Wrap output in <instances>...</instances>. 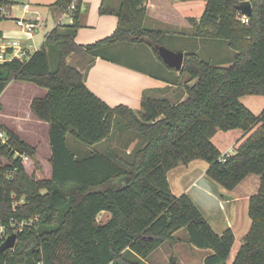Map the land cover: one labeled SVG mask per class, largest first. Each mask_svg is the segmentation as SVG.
Segmentation results:
<instances>
[{
  "label": "trees",
  "instance_id": "1",
  "mask_svg": "<svg viewBox=\"0 0 264 264\" xmlns=\"http://www.w3.org/2000/svg\"><path fill=\"white\" fill-rule=\"evenodd\" d=\"M143 1L120 0L113 8L102 0L99 12H115L118 24L109 36L81 45L74 40L81 6L75 0L71 23L57 24L28 59L0 63V93L11 80L47 89L30 108L49 125L51 152L50 177L35 179L25 172L21 158L33 157L35 147L5 130L8 140L0 143V223L32 222L15 232L16 243L0 252V264H109L124 259L127 248L145 258L181 228L190 244L210 250L203 264H227L234 241L231 229L216 233L191 199L175 196L167 181L169 169L197 158L208 162L206 174L228 190L248 174L259 175V189L249 199L251 226L232 264H264V109L255 115L239 101L245 94L264 96V0H250L247 23L236 8L241 0H206L200 18L189 19L195 36L224 39L235 55L228 66H216L195 52L185 53L181 71L195 82L186 87L183 100L143 97L136 111L111 107L88 89L67 56L96 54L110 44L130 42L148 44L161 60L155 45L162 32L144 25ZM69 4L55 0L63 10ZM53 51L54 69L49 59ZM117 118L124 129L145 138L134 147L130 161L115 152L110 157L100 152L78 157L68 147V136L86 145L108 139ZM257 124L222 161L212 135L232 128L249 131ZM101 211L111 215L105 223L96 220Z\"/></svg>",
  "mask_w": 264,
  "mask_h": 264
},
{
  "label": "crops",
  "instance_id": "2",
  "mask_svg": "<svg viewBox=\"0 0 264 264\" xmlns=\"http://www.w3.org/2000/svg\"><path fill=\"white\" fill-rule=\"evenodd\" d=\"M107 1L113 8H117L120 2ZM101 3L102 0H81L80 27L74 37L77 44L94 43L115 30L118 16L115 12L101 14L99 12ZM7 4V7H3V17L0 20V42L17 41L18 59L21 60L28 59L40 47L33 45L35 37H39L40 42L57 24L72 22V18L64 20L66 19L64 10L55 5V0H7ZM143 5L146 9L144 25L150 29L160 30L161 39L172 41L171 50H180L184 54L195 52L216 66H228L232 62L235 50L229 46L228 41L194 35L195 27L189 19L200 18L206 0H144ZM4 8L7 9L6 12ZM13 10L20 12V15L14 14ZM43 10H51L55 15V23L45 35L46 31L41 34L38 32V26L44 21L39 12ZM19 21H30L35 24L30 34L25 32ZM139 44L144 46L138 47ZM101 52L106 54L102 55ZM101 52L71 53L67 56V63L77 68L83 74L88 89L111 107L125 105L136 111L140 109L143 97L165 98L176 103L185 98L186 87L195 82L187 73L184 74L181 70L164 64L146 43L117 42L104 47ZM12 94L16 102L24 100L21 104L24 105L25 112L17 105L13 108L9 106L7 98ZM46 94V88L32 82L9 81L0 93V128L4 131L11 130L37 150L41 141H33L32 145L28 138L32 133L39 136L37 130L45 121L35 116L30 104L33 99L42 98ZM239 101L255 115H259L264 109V96L261 94L241 95ZM46 124L49 130L48 123ZM258 125L249 131L241 128L217 130L212 135L211 142L221 154H231ZM113 132L114 128L111 136L100 143L111 141ZM45 142L49 150L48 139ZM35 155L38 156V152H35ZM50 155L49 151L47 162L51 175ZM208 166V162L200 158L193 159L187 164L176 165L167 171V181L175 196L186 194L191 199L216 233L231 229L234 241L227 264H232L243 237L251 226L248 214L249 199L257 193L260 177L257 174H248L233 189L228 190L206 174ZM110 216L108 211H101L97 214L96 220L105 223ZM179 230L173 233L174 240L165 241L145 258L127 248L123 253L125 260L120 259L109 264H167V261L169 264H203L204 257L210 250L187 244L184 238L180 240L177 237ZM182 244L187 247L185 252L181 250ZM173 258L177 263L176 260L171 262Z\"/></svg>",
  "mask_w": 264,
  "mask_h": 264
},
{
  "label": "rangeland",
  "instance_id": "3",
  "mask_svg": "<svg viewBox=\"0 0 264 264\" xmlns=\"http://www.w3.org/2000/svg\"><path fill=\"white\" fill-rule=\"evenodd\" d=\"M15 4H17V2ZM4 6L7 7L8 4L3 5V7ZM6 11H7V9L4 8V12H6ZM13 12H14V14H16L18 16L20 15V12H18V11L13 10ZM39 13L43 17L44 21L38 26L39 27L38 32H40V34H41L44 31H46V32H44V35H45L47 33V30H49L54 25L55 15L51 10H43ZM64 20L67 21L68 19L66 18ZM38 39H39V37H35V41H34L35 44H33V45H39L40 46V44L44 40V39H42L40 42H38ZM159 42H160V45H163L168 49L170 47H172V45H173L172 41L161 39V38H159ZM140 46H144V45L139 44L138 47H140ZM56 56H57V54L54 51L51 52L49 55L51 68H53V69L55 68V65L57 64V57ZM185 76H188V75H185ZM14 99H15V97H13V94L11 95L10 98L9 97L7 98V103H9V106L11 108H13L17 105L18 108H21L22 110H24V105L21 104V103H24V100H22V102L18 103L19 100H17V102H16V100H14ZM24 112H25V110H24ZM46 127H47L46 122H43V125L37 130V132H39V136L32 133L28 138V140L31 143L33 141L37 142V140L41 141V143L38 145V149L36 150V152H38V156L34 155V157H28V160H23L25 172L28 175H32L35 179H46V178L50 177V170L48 167L49 163L47 162L50 147L48 150V145L45 142L48 139V130ZM144 139L145 138L142 137L141 135H139L138 133L124 129L122 120L117 118L115 121V127H114L113 137L111 138V141H108V142L105 141V142H101V143L98 142V143H95L93 145H86V144L80 142L79 140H77L71 136H68L67 137V145L71 149V151H73L78 157H86V156L91 155L92 153H95V152H100V153H103V154L110 157V154L115 152L116 155L121 156L122 158H124L127 161H130L132 159V154L135 150L134 147L141 146L144 142ZM130 142L132 143L131 145H130ZM33 144L34 143H32V145ZM35 157L37 159H35ZM4 162H5V159L1 158V164H3ZM33 218L36 219L37 217L35 216ZM10 225L12 226V224H10ZM10 225L0 223V231L4 230V232H5L4 234L6 237L11 233H15L14 231L10 232L11 230H14L13 226L11 227ZM177 237L180 240L184 238V240H186V243L190 244L188 241V236H187L185 228H181L179 230ZM185 237H186V239H185ZM172 240H174V239H172ZM181 246H183V248L181 250L186 251V249H187L186 245L182 244ZM164 248H165V246H164ZM173 259H174V261H173ZM173 259H171V262H175L176 259L175 258H173ZM176 263H177V260H176ZM167 264H169L168 261H167Z\"/></svg>",
  "mask_w": 264,
  "mask_h": 264
},
{
  "label": "built area",
  "instance_id": "4",
  "mask_svg": "<svg viewBox=\"0 0 264 264\" xmlns=\"http://www.w3.org/2000/svg\"><path fill=\"white\" fill-rule=\"evenodd\" d=\"M74 6H75V0H70L69 6L64 10L66 18L71 19V12L74 9ZM24 8L26 10L27 5H25ZM2 12H3V4L0 3V17H3ZM240 20L243 23H247L248 22V16L241 14ZM19 22L25 28V30H26L25 32H27L28 34H30L31 30L35 26V24L33 22H30V21L29 22L28 21H19ZM17 48H18L17 41L0 42V63L4 62V61L12 60L13 58H18L19 54H18ZM7 49H11V50L7 52L6 51ZM7 140H8V136H7L6 132L0 128V143L4 144L7 142ZM229 154L230 153L222 154L221 160L224 161L225 157ZM28 157L29 156H27L25 154H21L22 160H28ZM31 222H32L31 220L28 222H25V221L12 222L11 224L14 228L13 231L16 232L17 230H21L24 225L31 224ZM4 233H5L4 230L0 231V243L2 241H4V239L6 238Z\"/></svg>",
  "mask_w": 264,
  "mask_h": 264
},
{
  "label": "water",
  "instance_id": "5",
  "mask_svg": "<svg viewBox=\"0 0 264 264\" xmlns=\"http://www.w3.org/2000/svg\"><path fill=\"white\" fill-rule=\"evenodd\" d=\"M236 8L241 14L246 16H250L252 13V4L250 0H241L237 4ZM155 48L157 49L158 55L164 64L176 70L182 69L184 61V53L182 51L171 50L160 44L155 45ZM123 178H120L119 181ZM16 239L17 236L15 233L9 234L4 241L0 243V252L13 248L16 243Z\"/></svg>",
  "mask_w": 264,
  "mask_h": 264
}]
</instances>
